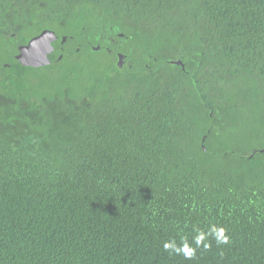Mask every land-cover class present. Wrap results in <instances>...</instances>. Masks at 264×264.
<instances>
[{"label":"trees","instance_id":"16d2710c","mask_svg":"<svg viewBox=\"0 0 264 264\" xmlns=\"http://www.w3.org/2000/svg\"><path fill=\"white\" fill-rule=\"evenodd\" d=\"M0 65V264H264V0H0Z\"/></svg>","mask_w":264,"mask_h":264},{"label":"flooded vegetation","instance_id":"af4514ba","mask_svg":"<svg viewBox=\"0 0 264 264\" xmlns=\"http://www.w3.org/2000/svg\"><path fill=\"white\" fill-rule=\"evenodd\" d=\"M72 15V14H71ZM71 15H68L65 13L64 9H63V19H68L71 17ZM67 22V21H64ZM61 22V23H64ZM117 29L120 28H116V27H110L108 29H102L100 31L99 37H98V45L93 46L92 49L95 51H99L101 49V47H105L107 49V51L110 53L112 52V50L118 49L120 50L119 52H117V64L119 62V56L123 55V56H128L130 55V58L126 60V64H129V61L131 59V51L130 50H125L124 45H123V38H124V34L121 30V33H119L117 31ZM44 32H49L50 34H53V37L50 38L48 40V37L46 38V40H48V42H50V45L52 47V52H51V58L52 60H55L54 63L47 65V66H42L43 68L46 67H50L53 66L55 64H57L58 62H60L63 58H65V56L68 54H72L73 52H76L77 50H80V45L77 46L78 40L76 37L74 36H66V35H57L56 32L54 30L51 29H42L41 31H39L37 34H32L27 41H25L23 44H20L17 47L16 52H12V53H8V56L13 55L12 59H14L15 61H17L21 66H23L21 64V62L17 59L18 55L20 54V48L23 46L28 45V43L36 38V37H40ZM49 36V35H48ZM45 40V39H44ZM57 44V45H56ZM95 48H98L97 50ZM9 64H5V66L9 67L11 66ZM124 66V67H125ZM26 67V66H23ZM39 67V68H42ZM33 68V67H31ZM2 69V66L0 65V71ZM38 69V68H36ZM41 85H44L43 82H40ZM46 94V90H42L41 95L43 96V99L46 101H49L51 103V100L49 97L44 96ZM31 101H35L36 102V98L34 96H31ZM24 108L26 107H30V105H28L27 103L23 105Z\"/></svg>","mask_w":264,"mask_h":264},{"label":"water","instance_id":"95a60500","mask_svg":"<svg viewBox=\"0 0 264 264\" xmlns=\"http://www.w3.org/2000/svg\"><path fill=\"white\" fill-rule=\"evenodd\" d=\"M117 31L121 33L120 29H117ZM47 37L49 40L50 38L53 37V34H50L49 32H44L40 37H36L32 39L28 43V45L20 48V54L18 55L17 59L21 62L23 66L39 68L42 66L50 65L55 62V60H52L51 58L52 47L50 45V42L46 40ZM95 49L97 50L98 48H95ZM129 58H130V55L128 56L120 55L119 56V62H118L119 69L124 68L126 64V60ZM174 63H176V65L178 66L183 67V63L180 60ZM203 149L205 150L204 147ZM255 152L264 153V149H259V150H256Z\"/></svg>","mask_w":264,"mask_h":264},{"label":"clouds","instance_id":"9594fccd","mask_svg":"<svg viewBox=\"0 0 264 264\" xmlns=\"http://www.w3.org/2000/svg\"><path fill=\"white\" fill-rule=\"evenodd\" d=\"M214 232L216 233V240H217L218 244H226V243H228V237L223 235V229L214 230ZM203 240H204L203 234L198 235L197 238H196L197 246H199L203 242ZM204 247L208 248L209 245L208 244H204ZM164 248H165V250L171 249L176 254L183 253L186 258H191L192 255H194V252H195V250L190 248L186 242L183 243L181 247H176L174 245V243H167L166 242L164 244Z\"/></svg>","mask_w":264,"mask_h":264},{"label":"rangeland","instance_id":"374dc122","mask_svg":"<svg viewBox=\"0 0 264 264\" xmlns=\"http://www.w3.org/2000/svg\"><path fill=\"white\" fill-rule=\"evenodd\" d=\"M98 58H99V56H98ZM43 71H44L43 73L47 74L49 77H50V75H52V73L50 71H45V70H43Z\"/></svg>","mask_w":264,"mask_h":264}]
</instances>
